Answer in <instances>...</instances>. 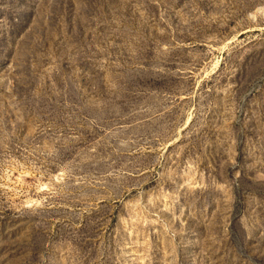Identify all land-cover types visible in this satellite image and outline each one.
Returning <instances> with one entry per match:
<instances>
[{
  "label": "rangeland",
  "instance_id": "374dc122",
  "mask_svg": "<svg viewBox=\"0 0 264 264\" xmlns=\"http://www.w3.org/2000/svg\"><path fill=\"white\" fill-rule=\"evenodd\" d=\"M0 264H264V0H0Z\"/></svg>",
  "mask_w": 264,
  "mask_h": 264
},
{
  "label": "bare ground",
  "instance_id": "6f19581e",
  "mask_svg": "<svg viewBox=\"0 0 264 264\" xmlns=\"http://www.w3.org/2000/svg\"><path fill=\"white\" fill-rule=\"evenodd\" d=\"M190 123V121L188 122V124Z\"/></svg>",
  "mask_w": 264,
  "mask_h": 264
}]
</instances>
